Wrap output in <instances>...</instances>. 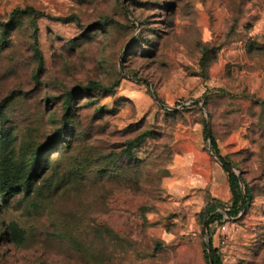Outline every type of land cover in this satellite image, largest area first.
I'll return each mask as SVG.
<instances>
[{"label": "rangeland", "instance_id": "1", "mask_svg": "<svg viewBox=\"0 0 264 264\" xmlns=\"http://www.w3.org/2000/svg\"><path fill=\"white\" fill-rule=\"evenodd\" d=\"M263 101L264 0H0V264H264Z\"/></svg>", "mask_w": 264, "mask_h": 264}, {"label": "trees", "instance_id": "2", "mask_svg": "<svg viewBox=\"0 0 264 264\" xmlns=\"http://www.w3.org/2000/svg\"><path fill=\"white\" fill-rule=\"evenodd\" d=\"M27 12H33L34 13V10H32V9L14 10L12 12V15H11L12 18L10 19V21H8L6 26H10V25L13 24L15 16H18V15H21V14H24V13H27ZM35 14H36V12H35ZM33 23L36 26V18L35 17H33ZM103 24H105V23L104 22L100 23L99 26H103ZM35 53H36V55H37V57L39 59V63L42 64V60L43 59H42V56H41V52H40V50L38 48L35 50ZM97 86H98L97 83L90 82L87 86L81 87L80 90L83 91V92H88L89 90H93V89L97 88ZM67 99H68V102L71 103L72 100H73V95L68 93L67 94ZM0 106H1V104H0ZM260 107L264 108V101L260 103ZM202 108H203V105H202ZM257 128L260 131V136L259 137L264 139V122L260 123ZM205 132H206V129H205ZM143 139H144V137H141L139 139L137 138V139L128 141L127 144H126V148L124 149L123 153L126 154L128 157H131L132 150L134 148H136L137 146H139L140 142ZM211 143H212V149L214 151V154L217 156V158L220 160V162L224 165L225 171L227 172V175H228V184H229V189H230V193H231V196H232V199H231L232 207H231V209L228 208L225 211V213L227 214V216H229L231 219L234 220V219H236V217L238 216V214L242 210L241 201H243V205H244L243 206V210H245L247 208V206H248L249 197H250L249 188L247 187V184H246L245 180L242 177H240L241 180H242V183L244 185L243 193L240 192L239 184H238L239 178L226 168V167H230V165L223 157H221L219 155V153L217 151V145H216L215 139H214L212 134H211ZM39 155L40 154H37L36 157H34L33 163H32V167H31V171L36 170V168L38 166V163H39V160H40V156ZM21 188H23V187H21ZM12 189H13V187H12ZM216 207H217V205L212 204V205H210L207 208V211H206V215H207L206 226H207L208 230L210 228V225L213 224L214 221L219 220L221 218V214L215 212ZM209 237H210V235H209ZM210 253H211V257H212L211 261H209L208 252L206 254L207 263L208 264H221V260H220L219 256L217 255L216 249L213 248L211 246V244H210Z\"/></svg>", "mask_w": 264, "mask_h": 264}, {"label": "built area", "instance_id": "3", "mask_svg": "<svg viewBox=\"0 0 264 264\" xmlns=\"http://www.w3.org/2000/svg\"><path fill=\"white\" fill-rule=\"evenodd\" d=\"M221 218L213 222V225L217 232L220 233L221 244L224 245L228 242L231 237V233L237 231V227L230 229L229 224L232 223L231 219L225 212L220 213Z\"/></svg>", "mask_w": 264, "mask_h": 264}, {"label": "water", "instance_id": "4", "mask_svg": "<svg viewBox=\"0 0 264 264\" xmlns=\"http://www.w3.org/2000/svg\"><path fill=\"white\" fill-rule=\"evenodd\" d=\"M208 135H209V137L211 136V132H210V128H209V126H208ZM210 147H211V139H210ZM227 169H231V167H226ZM243 201H241V207H242V209H243ZM202 230H203V234L204 235H206L207 234V232H206V217H205V219L203 220V223H202ZM207 251H208V256H209V261H211V253H210V246H207Z\"/></svg>", "mask_w": 264, "mask_h": 264}]
</instances>
